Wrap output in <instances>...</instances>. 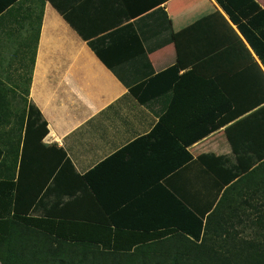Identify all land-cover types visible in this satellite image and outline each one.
<instances>
[{"label":"trees","instance_id":"trees-1","mask_svg":"<svg viewBox=\"0 0 264 264\" xmlns=\"http://www.w3.org/2000/svg\"><path fill=\"white\" fill-rule=\"evenodd\" d=\"M215 1L229 21L202 27L185 49L189 59L213 51L181 73L177 53L171 65L128 83L122 65L134 56L120 58L109 45L108 61L97 45L106 38L92 40L50 0L139 103L157 105L158 119L80 173L63 148L43 142L47 121L28 100L29 84L18 112L0 84V111L8 112L0 126H9L0 131V264H264V200L228 198L232 183L199 215L165 182L192 160L188 146L221 126L236 163L200 154L202 172L222 185L264 182V8ZM160 12L162 39L149 53L173 42ZM236 225L252 230L245 237Z\"/></svg>","mask_w":264,"mask_h":264},{"label":"crops","instance_id":"crops-1","mask_svg":"<svg viewBox=\"0 0 264 264\" xmlns=\"http://www.w3.org/2000/svg\"><path fill=\"white\" fill-rule=\"evenodd\" d=\"M255 1L264 8V0ZM58 3L92 40L106 38L97 45L108 61L109 45L120 58L134 56L130 63L122 65L128 83L171 65L177 53L184 63L179 62V72L187 70L213 51L189 59L185 49L191 36L202 35L206 32L202 27L219 18L229 21L215 0H58ZM161 9L167 13L173 42L149 53L147 49L162 39ZM142 48L148 52L152 66L149 72ZM24 82L29 84L28 100L47 121L48 133L43 142L63 148L80 173L150 131L158 119L157 105L139 103L126 83L101 61L50 0H10L0 10V84L13 88ZM6 115L8 112L1 109L0 119ZM224 128L221 126L188 146L192 160L165 179L199 215H207L232 183L236 185L226 192L228 198L264 200V188L256 189L264 184L261 179L245 178L238 182L237 177L222 185L221 179L203 173V163L197 160L200 154L223 155L230 163H236ZM7 129L9 126H0V131ZM235 229L243 233L252 230L241 225Z\"/></svg>","mask_w":264,"mask_h":264},{"label":"rangeland","instance_id":"rangeland-1","mask_svg":"<svg viewBox=\"0 0 264 264\" xmlns=\"http://www.w3.org/2000/svg\"><path fill=\"white\" fill-rule=\"evenodd\" d=\"M204 0H201V2H203ZM17 85L16 87L13 86V88H11L10 86H8L7 84H5V87H8L9 89H11L12 93L10 94V99H11V104L13 106V109L15 108L18 111H20L22 109V103H23V96H24V89L26 86V82H24L23 84H15ZM14 91V92H13ZM248 232V231H246ZM247 237V233H244V235ZM220 240V239H219Z\"/></svg>","mask_w":264,"mask_h":264}]
</instances>
